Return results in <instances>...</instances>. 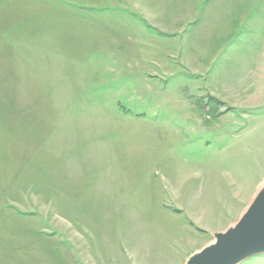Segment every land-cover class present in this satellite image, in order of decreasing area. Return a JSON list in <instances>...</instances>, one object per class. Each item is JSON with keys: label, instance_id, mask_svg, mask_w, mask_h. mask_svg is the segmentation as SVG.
Here are the masks:
<instances>
[{"label": "rangeland", "instance_id": "1", "mask_svg": "<svg viewBox=\"0 0 264 264\" xmlns=\"http://www.w3.org/2000/svg\"><path fill=\"white\" fill-rule=\"evenodd\" d=\"M263 186L264 0H0V264H186Z\"/></svg>", "mask_w": 264, "mask_h": 264}, {"label": "water", "instance_id": "2", "mask_svg": "<svg viewBox=\"0 0 264 264\" xmlns=\"http://www.w3.org/2000/svg\"><path fill=\"white\" fill-rule=\"evenodd\" d=\"M264 255V186L235 226L215 235V242L186 264H241Z\"/></svg>", "mask_w": 264, "mask_h": 264}, {"label": "crops", "instance_id": "3", "mask_svg": "<svg viewBox=\"0 0 264 264\" xmlns=\"http://www.w3.org/2000/svg\"><path fill=\"white\" fill-rule=\"evenodd\" d=\"M245 211H246V210H244L243 214L245 213ZM243 214H242L241 216H240V214H237V219H236V221H237V220L239 221L240 218L243 216ZM236 221H235V222H236ZM238 221H237V222H238ZM237 222H236V223H237ZM236 223H235V224H236ZM235 224H234V225H235ZM231 227H233V225H232Z\"/></svg>", "mask_w": 264, "mask_h": 264}, {"label": "bare ground", "instance_id": "4", "mask_svg": "<svg viewBox=\"0 0 264 264\" xmlns=\"http://www.w3.org/2000/svg\"><path fill=\"white\" fill-rule=\"evenodd\" d=\"M246 209H247V208H246ZM246 209H245V210H246ZM108 214H109V213H108ZM154 232H155V231H154ZM148 233H149V232H148ZM151 234H152V233H151ZM151 237H152V236H151ZM154 238H155V237H154ZM160 241H161V239H160ZM213 243H214V242H213ZM211 244H212V243H211ZM143 250H144V249H143Z\"/></svg>", "mask_w": 264, "mask_h": 264}]
</instances>
